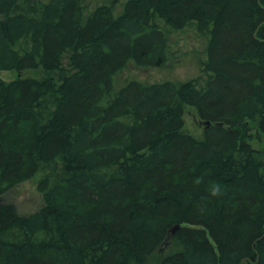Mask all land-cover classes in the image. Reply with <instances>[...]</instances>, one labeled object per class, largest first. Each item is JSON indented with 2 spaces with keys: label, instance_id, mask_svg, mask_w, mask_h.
I'll return each mask as SVG.
<instances>
[{
  "label": "trees",
  "instance_id": "16d2710c",
  "mask_svg": "<svg viewBox=\"0 0 264 264\" xmlns=\"http://www.w3.org/2000/svg\"><path fill=\"white\" fill-rule=\"evenodd\" d=\"M190 27L198 76H120ZM4 70L0 264H264V0H0Z\"/></svg>",
  "mask_w": 264,
  "mask_h": 264
},
{
  "label": "rangeland",
  "instance_id": "374dc122",
  "mask_svg": "<svg viewBox=\"0 0 264 264\" xmlns=\"http://www.w3.org/2000/svg\"><path fill=\"white\" fill-rule=\"evenodd\" d=\"M43 3L48 0H42ZM159 24L164 26L160 20ZM172 50L174 51V63H167L155 67H139L130 65L121 72L120 76L139 78L144 81L154 82L162 79L189 80L198 76L201 68L199 57L204 59V50L206 45L205 36L190 27L177 34H170ZM199 56V57H198ZM0 75L6 80H12L17 77L16 71L4 70ZM203 124L196 122L191 116H188L187 127L195 133L203 130ZM5 200L13 202L19 213L29 214L39 209L43 204V196L38 190L34 179L26 180L12 190L4 197Z\"/></svg>",
  "mask_w": 264,
  "mask_h": 264
},
{
  "label": "water",
  "instance_id": "95a60500",
  "mask_svg": "<svg viewBox=\"0 0 264 264\" xmlns=\"http://www.w3.org/2000/svg\"><path fill=\"white\" fill-rule=\"evenodd\" d=\"M202 123H205L207 126L211 125V121H203ZM180 227L179 224H175L168 232V236L165 240V244H168L169 241L171 240V238L173 237L174 233L176 232V230H178Z\"/></svg>",
  "mask_w": 264,
  "mask_h": 264
}]
</instances>
